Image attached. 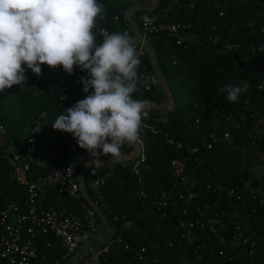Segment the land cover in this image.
<instances>
[{
	"label": "trees",
	"instance_id": "1",
	"mask_svg": "<svg viewBox=\"0 0 264 264\" xmlns=\"http://www.w3.org/2000/svg\"><path fill=\"white\" fill-rule=\"evenodd\" d=\"M140 1L97 0L103 7L101 16L96 20L98 27L108 34H123V30L129 28L126 12L145 8L137 4ZM145 16L152 18L153 22L173 16L177 22L189 25L187 36L179 45L176 44V35L155 33L146 36L148 50L156 62L155 72L169 90L173 108L169 111L152 109L148 117L141 120L139 138L144 145L145 160L139 171L145 193L149 199L164 194L168 204L177 202L179 190L174 186L167 164L172 160L188 158L191 149L205 140L210 130L208 118L212 110H215V118L220 120L224 117L236 119L238 128L228 129L231 143L220 142L210 150H199L188 158L184 167L185 176L194 178V186L202 188L193 205L206 214H214L213 226L218 228L222 225L224 228L218 231L216 237H207L205 230L194 229L191 236L181 239L176 220L186 207L177 202L178 206H168L165 211L151 208L144 200L134 196V179L128 169H122L119 164L113 165L112 177L93 191L89 182L97 173L102 175L108 168H86L82 175L86 197L101 212L105 220L102 225L111 230L110 238L121 235L128 243L127 249L112 245L101 256L100 264H140L134 253L139 247H143L148 256L158 259L160 264H175L178 255L197 264H264V243L261 240H254L252 255H247L251 249L249 241L253 240L249 238V233L257 235L264 232V179L251 178L247 171L248 164L252 162V152H264V138L251 141L247 137L255 116L264 122V0H156L153 11L134 10L130 20L138 28ZM212 39L236 45L239 53L224 51L218 44L211 43ZM95 42L97 45L102 43L97 37ZM140 61V65L152 75V84L149 92L133 93V99L149 102L153 100L156 86L152 59L146 54ZM60 68L62 66L55 69ZM41 69V75L37 77L26 68L23 86L14 85L0 92V123L15 144L24 141V135L19 132V120L25 118L34 105L30 101L31 91L37 93L33 118L44 112L49 122L44 136L36 145L38 155L59 115L58 92L43 74L44 70L55 69L47 65H41ZM82 77L81 73H75L73 78L65 79L64 93L71 104L61 103L62 111L85 98L80 82ZM242 80L249 83L248 91L242 93L236 103H230L226 93L219 89L229 83L238 86ZM260 85L262 87L258 88ZM10 96L14 97L13 105L9 104ZM70 135L57 131L51 142V162L60 160L65 164L86 155V150L81 149L75 139L71 150L67 148ZM109 157L103 155L104 160ZM34 171L36 174L44 173L40 169ZM205 185H209V189H205ZM229 189L233 195L239 196V200H235V196L227 197L226 190ZM252 192L255 193L253 198ZM7 199L21 204L26 199V188L10 180L9 167L0 159V209ZM80 203H84L82 197L77 202L73 201L59 185H52L39 198L38 205L41 208L65 207L80 216ZM188 212L193 214L192 209ZM114 216L120 220L114 221ZM123 220L128 223L125 227L121 226ZM235 227L242 229V236L248 239L243 247L232 239ZM44 242L53 246L50 259L62 254L51 236L35 240L38 252L46 250Z\"/></svg>",
	"mask_w": 264,
	"mask_h": 264
},
{
	"label": "built area",
	"instance_id": "2",
	"mask_svg": "<svg viewBox=\"0 0 264 264\" xmlns=\"http://www.w3.org/2000/svg\"><path fill=\"white\" fill-rule=\"evenodd\" d=\"M219 8V6H217ZM130 14L126 12V21L129 28L124 29L123 33H128L134 40L135 47L139 59L141 60L146 55L148 49L146 36L155 33H168L177 36L176 44L187 36L189 25H184L175 20L173 16H165L164 21L145 24L142 22L137 28L131 20ZM106 31L98 27L97 23L93 29L94 35L103 41V35ZM107 33V32H106ZM189 37V36H188ZM187 37V38H188ZM211 43L218 44L221 49L227 52L238 54L239 50L236 45L220 43L217 39H212ZM75 73H81L83 77H88L87 71H82L79 67L73 70L72 74L66 73L63 68L55 69L54 71L44 70L45 78L53 84V89L58 92L57 108L58 113L62 111L61 103L71 104L67 100L64 93L65 79H70L75 76ZM138 79L136 82V94L149 92L152 84V75L148 73L143 65H139L137 70ZM153 75L156 73L153 70ZM260 85L258 88H261ZM77 102H74V105ZM146 102L145 108H148ZM143 109V110H144ZM148 115L142 112V118L146 119ZM252 118V117H251ZM210 130L205 137V140L189 152V157L196 155L199 150H210L216 143L227 142L231 143L232 137L228 129L238 128V122L234 121L228 128H219L217 121L220 118H215L212 112L209 114ZM231 117H224L222 122H227ZM47 117L44 112L40 113L36 119L28 123L26 133L24 134L23 143H13L10 135L6 132L4 126L0 123V159H2L9 167L10 180L22 185L26 188V199L17 204L9 199L3 201L0 209V264H32L34 261L37 264H100V258L106 254L112 245L117 244L127 249L128 243L123 240L121 235H117L114 239L110 235H106L103 231L111 230L102 225L99 217L86 204L80 203L82 215L68 211L65 207L60 208H41L39 207V198L45 194V190L52 185H59L64 193L73 201H79V189L83 188L82 175L86 168H97L98 165L86 166L92 161L85 156L76 160H70L65 164L58 161H48L43 156H38L36 145L40 142L41 133L47 122ZM249 140L256 139L248 132ZM74 138L72 135L66 143V146L71 150V144ZM253 146V143H251ZM239 148V146H237ZM245 149V147H240ZM254 152V151H253ZM252 152V153H253ZM172 160L167 164L174 178V186L179 190L177 202L186 207L180 211V216L176 220L177 231L180 238L183 239L191 236L194 229L206 231L207 237H216L218 231L224 227L221 225L218 228L213 226L215 215L206 214L204 210L193 205V201L201 194L202 188L194 186V178L186 177L184 174L185 162L188 160ZM144 145L140 138L131 145L125 144L121 148V156L113 159L112 162L103 166H107L108 170L102 175L98 173L89 182L90 188L96 191L98 187L112 177V165L119 164L122 169H128V173L132 176L135 182L134 196L144 200L151 208L156 211H165L168 206L176 207L177 202L168 204L164 194H160L156 199H149L144 190L143 178L139 171L140 165L144 162ZM99 161H105L104 159ZM81 165H83L81 167ZM86 166V167H85ZM101 166V165H99ZM80 167L82 168L81 170ZM43 170V174H36L34 170ZM209 185H205V189H209ZM61 192V190L59 191ZM255 193L252 192V198ZM227 197L235 196V200H239V196L233 195L231 189L226 190ZM259 204L262 201L259 200ZM189 209L193 210V214H189ZM206 209V207H205ZM195 215V218H193ZM114 221L120 219L113 217ZM126 220L122 221V227L127 226ZM242 229L235 227L232 232V239L243 247L247 244L248 239L244 238L241 233ZM51 236L55 239L57 245L63 251L62 254L50 259L49 253L53 246L48 242H44V252H38L35 240ZM249 247L247 255H252V248L257 239L255 233H249ZM135 258L140 264H160L159 260L148 256L143 247L135 250Z\"/></svg>",
	"mask_w": 264,
	"mask_h": 264
},
{
	"label": "clouds",
	"instance_id": "3",
	"mask_svg": "<svg viewBox=\"0 0 264 264\" xmlns=\"http://www.w3.org/2000/svg\"><path fill=\"white\" fill-rule=\"evenodd\" d=\"M102 12L97 0H0V92L23 86L26 68L37 77L41 65L62 66L69 75L74 67L87 71L80 81L85 98L64 109L52 127L71 134L95 164L101 154L119 158L123 145L138 140L146 104L133 99L141 63L133 38L105 32L102 43L95 42ZM248 88L242 80L219 91L236 103Z\"/></svg>",
	"mask_w": 264,
	"mask_h": 264
},
{
	"label": "rangeland",
	"instance_id": "4",
	"mask_svg": "<svg viewBox=\"0 0 264 264\" xmlns=\"http://www.w3.org/2000/svg\"><path fill=\"white\" fill-rule=\"evenodd\" d=\"M137 4H139L141 7H150L153 4V0H142L140 2H138ZM156 73V77H155V83L156 86L155 88V94H153V100L147 102L148 104V108H145L143 110V112H145L147 115L149 113L150 110H154V109H158V110H166L169 111L173 108V99L171 97V94L169 92V90L167 89L166 85L163 83L162 79L160 78L159 74ZM37 98L38 95L35 91H31L30 94V101L32 103H34V105H32V108H30L29 111H27V116L25 118H22L19 120V132L21 133V135H24L26 133L27 130V126L28 123L32 122L34 119L33 118V113L35 111V108L37 106L36 102H37ZM14 97L10 96V105L12 104ZM215 114V110H212V115ZM255 120L253 122L252 125V130L251 132V136L256 138V139H262L264 138V122L262 121L261 118L255 116L254 117ZM243 120V119H242ZM234 121H236V119H228L227 122H222V121H217V123L219 124V126H221L222 128H228L229 125L231 123H233ZM49 122L47 121L44 129L41 133V139L44 136V133L48 127ZM57 133V130H54L53 127H50V133H49V137L47 138V142L45 143V145H43L42 147V156L43 158H45L48 161L52 160V149H51V142L52 139L55 137ZM100 151V150H98ZM86 158L90 161H93V157L91 156V154L89 152L86 151ZM98 159H103V154H101ZM113 167V165H112ZM247 171L249 173V176L251 178L254 179H264V152L261 150H254L253 154H252V162H250V164H248L247 166ZM257 239L261 240L264 243V232L257 234L256 235ZM236 251H239L238 249L235 248ZM130 264V263H128ZM175 264H197L191 261H188L187 259H185L184 256L182 255H178L176 257V261ZM204 264H209L204 263Z\"/></svg>",
	"mask_w": 264,
	"mask_h": 264
},
{
	"label": "water",
	"instance_id": "5",
	"mask_svg": "<svg viewBox=\"0 0 264 264\" xmlns=\"http://www.w3.org/2000/svg\"><path fill=\"white\" fill-rule=\"evenodd\" d=\"M155 8H156V0H153V4H152L148 9H145V8H135V9L128 10L127 12H128V13H131V12L134 11V10H136V11L146 10V11H148V12H151V11H153ZM146 54L152 59V68H153V70L155 71V68H156V66H155L156 64H155V63H156V62H155V60H154V58H153L152 53H150L149 50L147 49V50H146ZM164 111H166V110H164ZM112 161H113V158H112V157H109V158L106 159L105 161H100L101 164H95V163H93V161H92V163H89V164H87L86 166H91V165H98V166L101 165V166H103V165H105V164H107V163H110V162H112ZM86 166H85V167H86ZM79 193H80V196L82 197L84 203H85V204H86L91 210H93V211L96 213V215L99 217V219H100V221L102 222V224H105V220H104V218H103L101 212L96 208V206H95L91 201L88 200V198H87L86 195H85V192H84L83 188H80V189H79ZM76 264H78V261L76 262Z\"/></svg>",
	"mask_w": 264,
	"mask_h": 264
},
{
	"label": "crops",
	"instance_id": "6",
	"mask_svg": "<svg viewBox=\"0 0 264 264\" xmlns=\"http://www.w3.org/2000/svg\"><path fill=\"white\" fill-rule=\"evenodd\" d=\"M38 156H42V148L39 150V155ZM100 160H102V159H100ZM106 235H109V234H111L110 232H109V230H104L103 231Z\"/></svg>",
	"mask_w": 264,
	"mask_h": 264
}]
</instances>
